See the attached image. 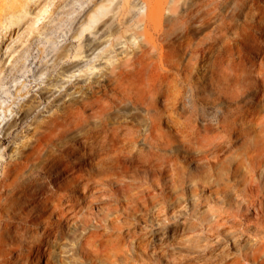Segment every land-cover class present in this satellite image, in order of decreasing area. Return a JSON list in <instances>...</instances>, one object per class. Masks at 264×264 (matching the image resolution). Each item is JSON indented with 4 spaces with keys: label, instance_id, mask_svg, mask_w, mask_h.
I'll list each match as a JSON object with an SVG mask.
<instances>
[{
    "label": "clouds",
    "instance_id": "9594fccd",
    "mask_svg": "<svg viewBox=\"0 0 264 264\" xmlns=\"http://www.w3.org/2000/svg\"><path fill=\"white\" fill-rule=\"evenodd\" d=\"M0 264H264V0H0Z\"/></svg>",
    "mask_w": 264,
    "mask_h": 264
}]
</instances>
